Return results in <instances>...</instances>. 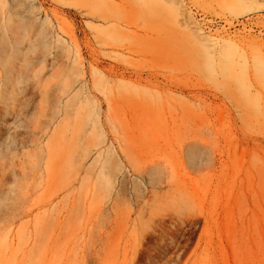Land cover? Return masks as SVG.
Segmentation results:
<instances>
[{
  "label": "rangeland",
  "instance_id": "1",
  "mask_svg": "<svg viewBox=\"0 0 264 264\" xmlns=\"http://www.w3.org/2000/svg\"><path fill=\"white\" fill-rule=\"evenodd\" d=\"M0 40L3 112L60 96L0 155L11 264H264V0H0Z\"/></svg>",
  "mask_w": 264,
  "mask_h": 264
},
{
  "label": "bare ground",
  "instance_id": "2",
  "mask_svg": "<svg viewBox=\"0 0 264 264\" xmlns=\"http://www.w3.org/2000/svg\"><path fill=\"white\" fill-rule=\"evenodd\" d=\"M102 16H103V18H102L103 20H105V19L109 20L110 19L107 15H102ZM0 44H1L0 46H1V52H2V48L4 47V41L0 40ZM37 86L38 87H35V88L33 87L32 89L29 88L30 90L28 89V91H27V89L23 88L27 92L23 91V89L21 88L22 91L25 92L24 94H26L28 92H31V94L30 93L26 94L29 96L24 95L25 99L24 100L22 99V101L18 102V104H15L16 106L12 105L10 111H8V109H9L8 108V109L4 110V112H5L4 113L0 108V155L2 157H5V155L7 153L9 154V152L12 153V151H14L13 153H16L18 150H19L18 152H20L21 159L27 158V156H29V155L35 156L37 153H40V156H41L44 153L45 147L42 144H40L41 143L40 142L41 137H39V138L36 137L37 135L35 136V134H37L38 132L33 133L32 130H33V128L39 129L38 127H40L42 125L43 129L40 128V130H38V131H42V133H43L44 130L49 129L48 123L53 122V120L56 121L55 119L57 118V116L59 115V112H60V107H59L60 96L58 94V91H59L58 88L56 89V88H54V86L53 87L51 86L52 87V88L50 87L51 89L50 88L43 89L42 85L41 86L37 85ZM55 87H57V86H55ZM72 87L73 86H69L68 89L65 91V94L70 92ZM37 88L39 89V92H40V93H38V95H40V100L38 99V103L40 105L41 104L44 105L43 108L41 106L37 107L34 104L35 95H36L34 89H37ZM34 93H35V95H34ZM66 105L72 107L73 106L72 100H69L66 103ZM2 109H4V108H2ZM39 109H42V111H41L42 114L40 113V111L38 112ZM43 113L45 115L44 121H42ZM36 114H37V116H36ZM39 114L42 115L41 119H40V117H38ZM89 114H90L92 120H90L91 118H89V119L87 118V121L88 122L90 121V123H92L91 131L94 130L97 132L98 136L104 137L103 136V130L101 129V126H100L99 121H98L97 108L91 106V112H89ZM89 114H88V116H89ZM53 123H55V122H53ZM31 124L33 125L32 130L30 128ZM34 124H37V125H35L36 127L34 126ZM44 125L45 126L47 125L45 129H44ZM29 129L31 130V132ZM87 131L88 130H85V129L82 131V133L80 134L79 141L77 142V145H76L80 154H86L89 151L88 141H87L86 137H84V135ZM45 134H46V132H45ZM43 135H44V133H43ZM31 145L34 147H31ZM44 145L48 146L49 141H48V145H47V143ZM97 146H99V144ZM42 147H44V149ZM7 148L10 149L9 152L7 151L9 149H7ZM2 152L5 154L2 155ZM47 152H49L50 154L53 153V152L51 153V151H49V150H47ZM45 154H47V153L45 152ZM97 156H98L99 160H96L95 162L100 163V174L106 175V171H108L107 179L105 180L106 183H108L110 178H111V173H113L115 171H119L122 169L119 157L116 156L115 153L111 150H107V152H105V153L100 151L97 154ZM102 156H104V157L102 158ZM19 161H20L19 168H18L19 171H17L15 173V169H14V175H13L14 177H18V178L15 179L11 183H9L7 181V178H6L7 183H6V181L3 182L5 179L2 180V178H3V176L5 177V174H4L5 172H3L1 170L3 167L0 169L1 170L0 171V194H3V196L0 198V208L4 205L7 197L13 193V186H10V187H6V186L8 184L17 185L18 183H22L23 181H21V180L25 179V177L27 175L25 172L27 170V167H26L27 163H25L26 161L25 162H21L22 160H19ZM23 163H25L24 166H23ZM0 164H2V162ZM17 166H18V163H17ZM24 169H26V170H24ZM26 215H24V216L26 217ZM29 215H31V214H29ZM37 220H38V218H37ZM12 224L13 223H11V225ZM34 224L36 225L37 223H34ZM15 238H16L15 235H13V232L10 229V224L6 223V224L2 225V223H0V246H1V248H0V256H1L0 257V264H9V262L11 264L12 259H14V253H13V257H12L13 249H15V251H17L18 249L14 248V247H19L18 245L14 246V242L17 241V238L16 239ZM15 255H17V254H15Z\"/></svg>",
  "mask_w": 264,
  "mask_h": 264
}]
</instances>
